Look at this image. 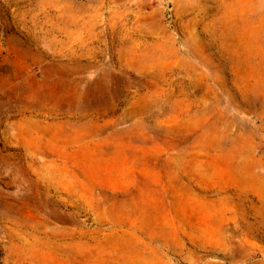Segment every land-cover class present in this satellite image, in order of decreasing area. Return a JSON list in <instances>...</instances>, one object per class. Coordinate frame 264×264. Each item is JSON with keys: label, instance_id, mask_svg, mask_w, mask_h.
I'll use <instances>...</instances> for the list:
<instances>
[{"label": "rangeland", "instance_id": "rangeland-1", "mask_svg": "<svg viewBox=\"0 0 264 264\" xmlns=\"http://www.w3.org/2000/svg\"><path fill=\"white\" fill-rule=\"evenodd\" d=\"M0 264H264V0H0Z\"/></svg>", "mask_w": 264, "mask_h": 264}, {"label": "bare ground", "instance_id": "bare-ground-1", "mask_svg": "<svg viewBox=\"0 0 264 264\" xmlns=\"http://www.w3.org/2000/svg\"><path fill=\"white\" fill-rule=\"evenodd\" d=\"M126 201L127 200H125V199H120V198H118V199H116L115 201H114V203L110 206V207H112V208H117V209H120V208H125V206L124 205H126L127 203L128 204H132V205H136L137 204V200H131V201H128L127 203H126ZM116 209V210H117ZM107 210V209H106ZM114 210V209H113ZM112 210V211H113ZM115 211V210H114ZM143 220V219H142ZM149 224H147V226H148ZM134 226H136V220H133L131 223H130V226H129V228H131V227H134ZM154 235V234H153ZM120 236H122V235H120ZM147 236H148V234H147ZM149 236H152V235H150L149 234ZM155 236V235H154ZM116 237V236H115ZM157 237H159V236H157ZM122 238V237H121ZM152 238H154V237H152ZM138 238H136V237H134L133 235H130V236H128V240L127 241H130V242H132V245H134V243L136 244V240H137ZM162 238H160V240H161ZM162 241H163V239H162ZM163 243V242H162ZM161 246V245H160ZM159 246V247H160ZM156 248L155 249V247L152 249V253H154V255L153 256H151V257H147V256H141L140 258L143 260V261H145V262H148V261H154V260H156L157 258L158 259H161V260H165V257H164V253H162V251H161V249L160 248ZM131 250H136V246H131ZM140 250H141V248H140ZM142 252V251H141ZM145 253V252H144ZM143 253V254H144ZM149 253V252H148ZM135 254V253H134ZM140 254V253H139ZM166 255V254H165ZM167 259V258H166ZM131 261H135V258L134 257H131ZM165 262H166V260H165ZM154 263V262H153Z\"/></svg>", "mask_w": 264, "mask_h": 264}]
</instances>
